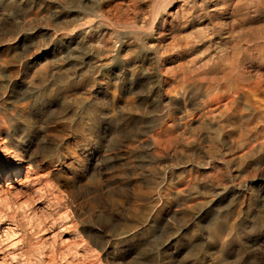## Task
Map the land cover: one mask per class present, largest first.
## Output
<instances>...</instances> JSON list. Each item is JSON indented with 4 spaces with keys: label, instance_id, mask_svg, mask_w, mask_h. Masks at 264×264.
Wrapping results in <instances>:
<instances>
[{
    "label": "bare ground",
    "instance_id": "6f19581e",
    "mask_svg": "<svg viewBox=\"0 0 264 264\" xmlns=\"http://www.w3.org/2000/svg\"><path fill=\"white\" fill-rule=\"evenodd\" d=\"M0 15L17 20L24 33L26 55L17 65L24 95L37 81L58 86L72 114L89 115L113 79H133L129 93L145 85L150 117L129 146L135 152L138 143L150 145V163L163 174L173 207L207 218L219 198L228 200L253 180L264 182V0H0ZM15 40L0 39V77L6 81L11 77L5 73L16 67L10 54ZM0 93L6 95L1 84ZM124 95L117 102L122 113L133 105ZM22 110L11 114L16 124L6 138L30 149L32 141L20 135ZM5 132L0 119V140ZM5 165L0 221L12 226L0 238L10 232L19 237L0 244L2 263L56 264L43 258L46 241L34 244L15 222L14 200L32 181L24 163L8 172ZM130 185L142 191L137 178ZM28 216L32 223L36 215ZM46 222L38 221V233L49 229ZM68 225L52 236L71 230Z\"/></svg>",
    "mask_w": 264,
    "mask_h": 264
},
{
    "label": "rangeland",
    "instance_id": "374dc122",
    "mask_svg": "<svg viewBox=\"0 0 264 264\" xmlns=\"http://www.w3.org/2000/svg\"><path fill=\"white\" fill-rule=\"evenodd\" d=\"M17 22L0 15V39L16 38L10 53L16 67L5 73L9 81L0 77L6 92L0 93V119L6 130L0 140V167L6 163L8 172L21 160L32 179L20 188L22 195L12 208L21 233L34 244L46 241L44 259L56 264H264V182L253 180L228 200L219 198L222 202L207 218L189 217L173 207L163 174L150 163V145L138 143L135 152L129 146L140 122L150 117L145 85L129 93L133 79L128 77L124 84L113 79L111 89L97 95L89 115L85 110L72 114L58 86L48 89L37 81L24 95V74L17 65L26 53ZM123 95L133 99L125 113L117 105ZM22 106L20 135L32 141L30 149L6 138L16 124L11 114ZM11 151L19 158H12ZM3 177L7 182L8 173ZM134 178L142 191L130 185ZM1 192L0 184V196ZM19 200L25 203L22 208ZM29 213L36 215L32 223ZM38 221L53 226L38 233ZM0 224L1 232L12 226L7 221ZM65 224L71 230L52 236ZM10 235L11 240L0 238L2 246L19 237ZM71 235L68 242L76 247L65 243ZM7 249L9 254L14 251Z\"/></svg>",
    "mask_w": 264,
    "mask_h": 264
}]
</instances>
